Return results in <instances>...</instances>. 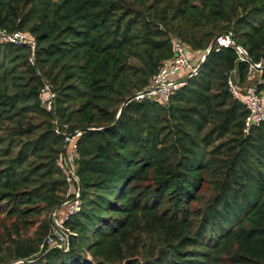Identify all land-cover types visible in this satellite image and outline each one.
I'll use <instances>...</instances> for the list:
<instances>
[{"label":"trees","instance_id":"obj_1","mask_svg":"<svg viewBox=\"0 0 264 264\" xmlns=\"http://www.w3.org/2000/svg\"><path fill=\"white\" fill-rule=\"evenodd\" d=\"M2 29L37 47L0 42V264H264V124L244 132L228 84L257 77L264 93V64L250 74L213 47L168 106L128 102L173 38L203 55L231 33L261 63L264 0H0ZM45 81L61 122L85 132L67 252L41 251L68 192Z\"/></svg>","mask_w":264,"mask_h":264},{"label":"built area","instance_id":"obj_2","mask_svg":"<svg viewBox=\"0 0 264 264\" xmlns=\"http://www.w3.org/2000/svg\"><path fill=\"white\" fill-rule=\"evenodd\" d=\"M0 42L15 46H27L32 52L36 50L37 43L34 38L23 32H9L0 30ZM213 47L216 51L221 48H233L238 54L239 60L250 64V74L261 72L263 62L253 63L247 50L237 45L231 33L219 36L213 45H211L205 54H210ZM173 57L165 60L159 68L156 76L151 80L150 85L138 93L131 100L137 102L151 101L162 106H168L173 94L187 85L189 79L196 77L201 69V62L194 59V52L189 46L182 43L179 39H172ZM231 94L242 101L248 109V116L245 120L244 132L248 134L253 127L264 124V97L258 92V88H252L246 95H243L237 87L233 76L228 81ZM41 107L53 118L54 132L57 136L64 139L65 151L58 160V165L65 174L68 184L66 201L61 208L57 209L52 220L55 226L53 234L47 237L41 245V251L45 247H57L65 252L69 251L68 235L64 229L65 222L73 215L79 213L82 208L80 180L76 174V162L80 159L79 138L85 132L82 130L71 131L69 124L62 123L57 113L58 94L53 86L45 81L39 92ZM130 101V102H131Z\"/></svg>","mask_w":264,"mask_h":264},{"label":"crops","instance_id":"obj_3","mask_svg":"<svg viewBox=\"0 0 264 264\" xmlns=\"http://www.w3.org/2000/svg\"><path fill=\"white\" fill-rule=\"evenodd\" d=\"M199 55H200V53L199 52H196L195 54H194V59H196L197 61H198V57H199ZM256 80H257V77H253V78H251V80H249V84H248V87L249 88H247L246 90H248V89H252V88H254L256 85H255V83H256ZM250 89V90H251ZM263 94V97H264V93H262Z\"/></svg>","mask_w":264,"mask_h":264},{"label":"rangeland","instance_id":"obj_4","mask_svg":"<svg viewBox=\"0 0 264 264\" xmlns=\"http://www.w3.org/2000/svg\"><path fill=\"white\" fill-rule=\"evenodd\" d=\"M205 53H206V52H205ZM205 53H204L203 55L200 53V55H199V57H198V61H199V62H201V59H202L203 56H205ZM248 83H249V81H248ZM236 85H237V87L241 90V92H242L243 95H246V94L248 93L249 90H245V88H244L242 85H239V84H237V83H236Z\"/></svg>","mask_w":264,"mask_h":264},{"label":"water","instance_id":"obj_5","mask_svg":"<svg viewBox=\"0 0 264 264\" xmlns=\"http://www.w3.org/2000/svg\"><path fill=\"white\" fill-rule=\"evenodd\" d=\"M207 57H208V54H205V56H204V58H203V61H202V63L200 64V69H202L203 64H204L205 60L207 59ZM262 62L264 63V56H263V60H262ZM143 92H144V91H143ZM143 92H141V93H143ZM133 98H134V97H133ZM133 98H131L128 102H130ZM125 105H126V104H125ZM125 105H124V106H125ZM124 106L121 108V110H120V112H119V114H118V116H117V119H119V117L121 116V113H122V110H123Z\"/></svg>","mask_w":264,"mask_h":264}]
</instances>
